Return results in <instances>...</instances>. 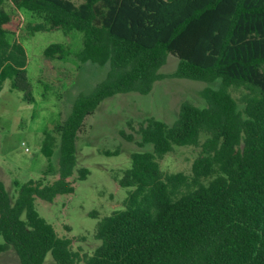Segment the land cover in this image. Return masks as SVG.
<instances>
[{
  "label": "trees",
  "instance_id": "1",
  "mask_svg": "<svg viewBox=\"0 0 264 264\" xmlns=\"http://www.w3.org/2000/svg\"><path fill=\"white\" fill-rule=\"evenodd\" d=\"M22 10L38 20L28 23L31 34H83L76 52L50 43L46 58L72 55L79 65L109 63L110 70L44 133L42 153L51 157L59 148L58 177L14 181V198L0 180V253L13 248L21 264H44L47 254L56 264H76L71 240L38 214L35 199L73 191L75 143L85 117L114 94L150 92L172 54L178 59L172 76L218 80V86L201 90L206 106L182 102L170 125L152 116L139 122L137 144L151 150L132 152L129 167L115 178L126 196L96 223L99 243L83 262L264 264V0H0V86L10 79L31 103L23 46L8 27ZM231 89L241 90V104ZM185 145L199 147L191 172H163L159 160ZM88 172L80 167L77 178Z\"/></svg>",
  "mask_w": 264,
  "mask_h": 264
},
{
  "label": "rangeland",
  "instance_id": "2",
  "mask_svg": "<svg viewBox=\"0 0 264 264\" xmlns=\"http://www.w3.org/2000/svg\"><path fill=\"white\" fill-rule=\"evenodd\" d=\"M75 3L81 0H72ZM6 9L12 6L6 3ZM25 11L12 15L9 29L14 39L22 43L26 72L35 101L27 103L22 92L5 79L0 86V180L14 198V181L44 179L51 182L58 177L59 148L51 157L41 151L46 130L62 123L70 114L78 96L89 94L106 78L110 64L86 61L79 65L72 55L63 58H46L44 49L50 43H62L76 52L82 46L80 31L61 29L37 31L31 34L27 25L36 23ZM177 57L168 54L159 68L162 78L155 81L150 92L117 93L102 100L94 112L85 117L75 143L76 165L73 191L59 194L52 201L35 199L38 214L52 225L61 237L71 240V248L78 253L76 264H85L83 258L92 253L99 241L94 237L96 223L113 210L121 207L126 189L119 186L116 177L130 165L134 151L151 150L152 145L139 146L138 124L152 116L172 124L178 116L180 104L189 101L206 106L201 95L205 87L217 88L218 80L207 82L175 77ZM240 103L241 90L231 89ZM133 135V140L123 138L120 131ZM117 150V154L105 151ZM199 154V147L174 146L159 160L163 172H191V164ZM86 167L88 174L78 179L77 170ZM0 242L2 238L0 236ZM0 264H21L13 248L0 253ZM44 264H56L47 254Z\"/></svg>",
  "mask_w": 264,
  "mask_h": 264
}]
</instances>
